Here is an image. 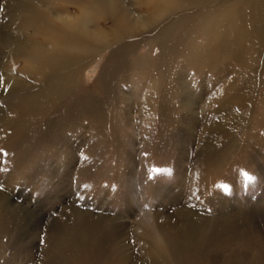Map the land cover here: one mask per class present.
<instances>
[{
    "label": "rangeland",
    "instance_id": "1",
    "mask_svg": "<svg viewBox=\"0 0 264 264\" xmlns=\"http://www.w3.org/2000/svg\"><path fill=\"white\" fill-rule=\"evenodd\" d=\"M0 264H264V0H0Z\"/></svg>",
    "mask_w": 264,
    "mask_h": 264
},
{
    "label": "snow or ice",
    "instance_id": "2",
    "mask_svg": "<svg viewBox=\"0 0 264 264\" xmlns=\"http://www.w3.org/2000/svg\"><path fill=\"white\" fill-rule=\"evenodd\" d=\"M158 171H165V170H158Z\"/></svg>",
    "mask_w": 264,
    "mask_h": 264
},
{
    "label": "bare ground",
    "instance_id": "3",
    "mask_svg": "<svg viewBox=\"0 0 264 264\" xmlns=\"http://www.w3.org/2000/svg\"><path fill=\"white\" fill-rule=\"evenodd\" d=\"M76 1V0H75ZM51 30V29H50ZM50 34V33H49ZM29 48V47H28ZM49 59V58H48ZM11 207V206H10Z\"/></svg>",
    "mask_w": 264,
    "mask_h": 264
}]
</instances>
